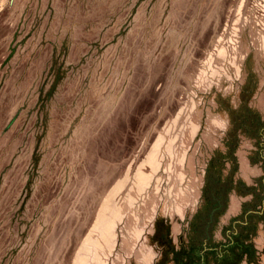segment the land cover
<instances>
[{
    "label": "rangeland",
    "instance_id": "1",
    "mask_svg": "<svg viewBox=\"0 0 264 264\" xmlns=\"http://www.w3.org/2000/svg\"><path fill=\"white\" fill-rule=\"evenodd\" d=\"M0 264H264V0H0Z\"/></svg>",
    "mask_w": 264,
    "mask_h": 264
},
{
    "label": "trees",
    "instance_id": "2",
    "mask_svg": "<svg viewBox=\"0 0 264 264\" xmlns=\"http://www.w3.org/2000/svg\"><path fill=\"white\" fill-rule=\"evenodd\" d=\"M217 209H216V207H213V210L212 211H216ZM210 213H212V212H210Z\"/></svg>",
    "mask_w": 264,
    "mask_h": 264
}]
</instances>
